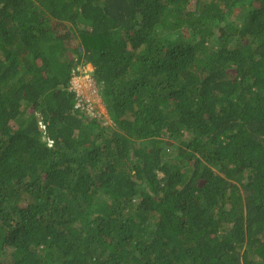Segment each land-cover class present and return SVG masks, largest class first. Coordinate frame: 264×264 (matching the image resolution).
Listing matches in <instances>:
<instances>
[{
	"label": "trees",
	"instance_id": "1",
	"mask_svg": "<svg viewBox=\"0 0 264 264\" xmlns=\"http://www.w3.org/2000/svg\"><path fill=\"white\" fill-rule=\"evenodd\" d=\"M0 264H264V0H0Z\"/></svg>",
	"mask_w": 264,
	"mask_h": 264
},
{
	"label": "built area",
	"instance_id": "2",
	"mask_svg": "<svg viewBox=\"0 0 264 264\" xmlns=\"http://www.w3.org/2000/svg\"><path fill=\"white\" fill-rule=\"evenodd\" d=\"M90 71L91 69L89 68V66H78L76 69H74L69 80V91L75 95L74 109L84 110L87 116H90L93 119H99L94 106L92 105V103H90V98H87V96H85V94L83 93L86 86L89 85V88H91V96L95 94L92 86V77L90 76Z\"/></svg>",
	"mask_w": 264,
	"mask_h": 264
},
{
	"label": "rangeland",
	"instance_id": "3",
	"mask_svg": "<svg viewBox=\"0 0 264 264\" xmlns=\"http://www.w3.org/2000/svg\"><path fill=\"white\" fill-rule=\"evenodd\" d=\"M92 86H93V90L95 91V94H93L91 96V88H89V85L86 86L85 91H83V93L85 94V96H87V98H90V103H92V105L95 108L96 114L99 116V119L102 125H109V119L106 115L105 109L101 103V100L99 98L98 95V88L94 82V80L92 79ZM91 86V87H92ZM88 119H93L90 116H88Z\"/></svg>",
	"mask_w": 264,
	"mask_h": 264
},
{
	"label": "clouds",
	"instance_id": "4",
	"mask_svg": "<svg viewBox=\"0 0 264 264\" xmlns=\"http://www.w3.org/2000/svg\"><path fill=\"white\" fill-rule=\"evenodd\" d=\"M40 126V125H39ZM41 128V130H43L44 129V127H40Z\"/></svg>",
	"mask_w": 264,
	"mask_h": 264
},
{
	"label": "crops",
	"instance_id": "5",
	"mask_svg": "<svg viewBox=\"0 0 264 264\" xmlns=\"http://www.w3.org/2000/svg\"><path fill=\"white\" fill-rule=\"evenodd\" d=\"M90 68V67H89ZM90 69H92V68H90Z\"/></svg>",
	"mask_w": 264,
	"mask_h": 264
}]
</instances>
